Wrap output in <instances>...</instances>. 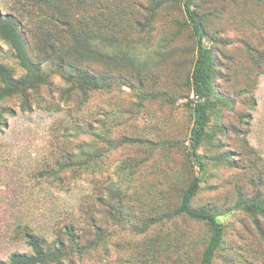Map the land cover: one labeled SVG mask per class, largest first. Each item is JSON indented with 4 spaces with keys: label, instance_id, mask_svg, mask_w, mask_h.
<instances>
[{
    "label": "rangeland",
    "instance_id": "obj_1",
    "mask_svg": "<svg viewBox=\"0 0 264 264\" xmlns=\"http://www.w3.org/2000/svg\"><path fill=\"white\" fill-rule=\"evenodd\" d=\"M130 1L116 3L150 18L147 41L129 50L143 64V86L127 68L115 72L111 86L85 99L68 95L70 83L51 72L52 86L31 91L32 109L22 110L20 95L3 101L16 111L5 114L0 133V255L5 259L14 251L32 252L22 239L7 241L20 223L49 240L67 224H74L77 233L85 229L93 240L96 223L103 233L99 246L75 257L74 264L199 261L207 226L172 214L187 181L199 171L187 159L195 38L178 2ZM196 5L217 74L212 138L200 150L208 156L209 174L193 203L216 206L225 226L213 264H264V216L244 209L245 200L258 192L264 199V179L256 178L264 172V0H196ZM0 8L17 12L14 0H0ZM34 12L21 18L30 22ZM0 45L3 62L24 74L9 44L0 39ZM105 68L98 64L95 69ZM120 73L130 79L119 78ZM247 85L256 97L254 108L247 101ZM44 103L55 108L41 109ZM246 142L254 154L244 151ZM82 148L88 153L85 164L71 162Z\"/></svg>",
    "mask_w": 264,
    "mask_h": 264
},
{
    "label": "trees",
    "instance_id": "obj_2",
    "mask_svg": "<svg viewBox=\"0 0 264 264\" xmlns=\"http://www.w3.org/2000/svg\"><path fill=\"white\" fill-rule=\"evenodd\" d=\"M173 1L180 4L186 21L191 26L197 51L188 79L189 94L192 92L194 97H190L191 94L187 96V105L193 119L187 159L199 171L187 181L181 192V201L172 214L205 223L208 230L207 241L197 264H213L225 239V226L216 206L209 203L195 206L193 201L209 174L208 156L200 150L205 141L212 138L211 116L216 105L215 56L213 49L205 42L208 32L204 18L196 9V0ZM14 2L17 12L0 8V39L9 44L24 74L19 76L11 65L3 62L0 45V133L7 123L8 115L5 114H16L12 107L3 105V101L20 95L24 98L22 110L32 109L31 91H38L43 85L52 86L51 72L60 73L70 83L68 93L66 92L68 95L76 94L85 99L88 93L111 86L116 79L115 72H123L127 68L132 71L131 78H135L143 86L144 78L139 68L143 64L136 62V56L129 51L137 50L141 43L143 45L147 41L144 31L149 30L150 18L141 17L140 9L136 10L129 4L132 11L125 7L121 10L116 0ZM139 6L143 4L140 3ZM30 9L37 13L32 21L25 22L24 15L21 14ZM260 57L264 65V55ZM98 64L106 67L105 70H96ZM127 77L123 73L119 74L121 79ZM245 89L248 104L254 108L256 97L252 86L250 89L247 85ZM225 99L229 103V99ZM40 106L47 110L55 108V105L46 103ZM222 129L225 130V127ZM243 148L247 154L255 153L248 142ZM81 154L84 156L83 162ZM80 155H71L70 161L84 165L85 156L88 155L85 148L81 149ZM227 158L233 161L230 154H227ZM127 164L134 169V161ZM256 176L261 181L264 179V172L259 171ZM239 192L241 199L246 198L241 190ZM244 209L264 216V199L261 194L258 192L253 199H246ZM93 226L97 230L93 240L87 239L85 229L77 233L74 224H67L53 240H49L37 233L30 224L20 223L11 229L13 233L6 236L7 241L22 239L31 247L32 252L14 251L6 259L0 255V264H74L75 257L83 258L84 253L89 254L99 246L102 228L96 223Z\"/></svg>",
    "mask_w": 264,
    "mask_h": 264
}]
</instances>
